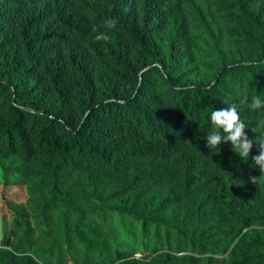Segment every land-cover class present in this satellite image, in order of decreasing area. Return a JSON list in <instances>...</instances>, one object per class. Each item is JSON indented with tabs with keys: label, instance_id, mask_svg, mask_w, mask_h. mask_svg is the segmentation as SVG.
<instances>
[{
	"label": "trees",
	"instance_id": "16d2710c",
	"mask_svg": "<svg viewBox=\"0 0 264 264\" xmlns=\"http://www.w3.org/2000/svg\"><path fill=\"white\" fill-rule=\"evenodd\" d=\"M244 96L264 100V0H0V161L27 194L4 201L0 264H264V108ZM230 104L247 161L206 147ZM109 211L165 248L133 255Z\"/></svg>",
	"mask_w": 264,
	"mask_h": 264
},
{
	"label": "rangeland",
	"instance_id": "374dc122",
	"mask_svg": "<svg viewBox=\"0 0 264 264\" xmlns=\"http://www.w3.org/2000/svg\"><path fill=\"white\" fill-rule=\"evenodd\" d=\"M21 175L17 174L16 167L13 164L8 163L7 160L0 161V226L1 215L4 212V201L6 199L13 201H24L26 199V192L23 183L19 182ZM104 203L113 205H125L129 204L127 196L115 198L113 200H105ZM109 223L114 231L116 239L127 249L131 251L133 255H145L154 253L155 246L163 244L165 248V234L163 227H159L155 230L156 222H152L148 225L146 230L142 228L141 221L139 219H132L129 215L122 211H109L107 214ZM188 227L184 228L186 231ZM1 234V232H0ZM172 239L171 249L175 247V234L170 236ZM189 249H197L196 247L187 246L186 251ZM226 252L218 255L222 256Z\"/></svg>",
	"mask_w": 264,
	"mask_h": 264
},
{
	"label": "clouds",
	"instance_id": "9594fccd",
	"mask_svg": "<svg viewBox=\"0 0 264 264\" xmlns=\"http://www.w3.org/2000/svg\"><path fill=\"white\" fill-rule=\"evenodd\" d=\"M115 26V19H108L105 21L106 28L113 29ZM96 39L106 41L108 36L104 33H100L96 36ZM239 103L251 110L264 108V100L259 96H253L250 103L248 97L244 96ZM210 121L213 131L206 137V147L209 148L210 151L215 152L214 150L219 149L221 143H230L231 150L237 154L241 160L247 161L253 147V140L249 139L245 133L246 124L240 119L236 106L230 104L228 108L213 110L210 114ZM257 127L264 129V119L258 122ZM258 145L259 154L252 156L253 166L258 167L260 173H264V138L260 139ZM257 182L258 177H249V183L256 184Z\"/></svg>",
	"mask_w": 264,
	"mask_h": 264
}]
</instances>
